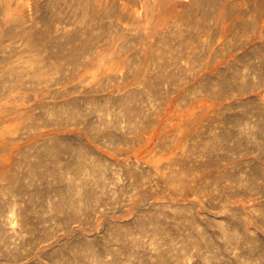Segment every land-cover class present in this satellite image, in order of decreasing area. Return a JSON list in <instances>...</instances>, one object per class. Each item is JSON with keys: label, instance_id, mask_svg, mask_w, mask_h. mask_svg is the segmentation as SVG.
I'll list each match as a JSON object with an SVG mask.
<instances>
[{"label": "rangeland", "instance_id": "374dc122", "mask_svg": "<svg viewBox=\"0 0 264 264\" xmlns=\"http://www.w3.org/2000/svg\"><path fill=\"white\" fill-rule=\"evenodd\" d=\"M0 264H264V0H0Z\"/></svg>", "mask_w": 264, "mask_h": 264}, {"label": "bare ground", "instance_id": "6f19581e", "mask_svg": "<svg viewBox=\"0 0 264 264\" xmlns=\"http://www.w3.org/2000/svg\"><path fill=\"white\" fill-rule=\"evenodd\" d=\"M247 83H248V82H247ZM258 86H259V85H258ZM229 87H230V86H229ZM229 87H228V88H229ZM230 90H231V89H230ZM232 92H233V91H232ZM230 93H231V92H230ZM236 116H237V115H236ZM235 130H236V129H235ZM235 130H234V131H235ZM234 131H233V132H234ZM237 131H238V130H237ZM235 132H236V131H235ZM242 135H243V134H242ZM262 138H263V137H262ZM242 144H243V143H242ZM236 147H237V146H236ZM238 147H239V146H238Z\"/></svg>", "mask_w": 264, "mask_h": 264}]
</instances>
